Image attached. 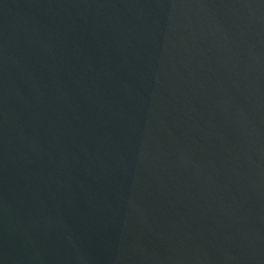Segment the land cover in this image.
<instances>
[{
	"label": "water",
	"instance_id": "water-1",
	"mask_svg": "<svg viewBox=\"0 0 264 264\" xmlns=\"http://www.w3.org/2000/svg\"><path fill=\"white\" fill-rule=\"evenodd\" d=\"M0 264H264V0H0Z\"/></svg>",
	"mask_w": 264,
	"mask_h": 264
}]
</instances>
